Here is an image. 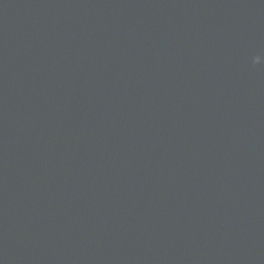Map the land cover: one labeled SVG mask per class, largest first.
Returning a JSON list of instances; mask_svg holds the SVG:
<instances>
[{"label":"water","instance_id":"1","mask_svg":"<svg viewBox=\"0 0 264 264\" xmlns=\"http://www.w3.org/2000/svg\"><path fill=\"white\" fill-rule=\"evenodd\" d=\"M264 0H0V264H264Z\"/></svg>","mask_w":264,"mask_h":264},{"label":"clouds","instance_id":"2","mask_svg":"<svg viewBox=\"0 0 264 264\" xmlns=\"http://www.w3.org/2000/svg\"><path fill=\"white\" fill-rule=\"evenodd\" d=\"M253 64L264 63V55L257 54L252 58Z\"/></svg>","mask_w":264,"mask_h":264}]
</instances>
